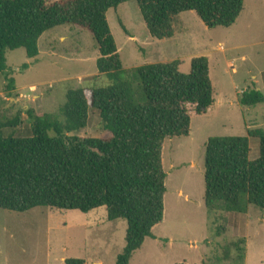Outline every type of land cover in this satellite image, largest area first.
<instances>
[{
    "label": "trees",
    "instance_id": "obj_1",
    "mask_svg": "<svg viewBox=\"0 0 264 264\" xmlns=\"http://www.w3.org/2000/svg\"><path fill=\"white\" fill-rule=\"evenodd\" d=\"M128 1L137 3L148 34L157 40L175 35L173 23L182 13L194 12L210 30L230 28L244 6V0H0V74L6 90L15 89L7 52L23 49L28 60H35L39 39L64 26L90 33L99 53L97 73L113 83L69 90L60 109L63 122L27 110L30 137H5L0 127V210L86 214L105 207L108 221L127 225L125 247L115 264H129L163 221L165 141L188 137L190 111L202 115L214 104L206 57L193 58L186 74L179 71V61L123 70L107 13ZM238 103L254 107L264 103V95L248 88ZM90 110L99 113L108 137L69 136L86 127ZM18 124L16 118L10 127ZM247 135L210 137L205 144L203 201L208 216L218 209L246 213L249 206L264 211V130ZM249 139L259 143L253 161ZM64 264L85 261L65 259Z\"/></svg>",
    "mask_w": 264,
    "mask_h": 264
},
{
    "label": "rangeland",
    "instance_id": "obj_2",
    "mask_svg": "<svg viewBox=\"0 0 264 264\" xmlns=\"http://www.w3.org/2000/svg\"><path fill=\"white\" fill-rule=\"evenodd\" d=\"M107 20L126 73L179 61V71L186 74L191 60L203 56L213 87L214 104L208 111L202 115L190 111L189 136L167 139L163 145V221L129 264H264V211L249 206L246 213L218 209L208 216L203 201L208 138L247 137L248 129L264 130V103L249 109L238 103L241 92L252 88L254 81L264 83V0H244L243 11L230 28L210 30L194 12L182 13L173 23L175 35L166 40L148 34L135 1L109 10ZM38 51L35 60H28L23 49L6 54L15 89L6 90V78L0 74V127L5 137L31 136L27 110L63 122L60 109L69 90L113 84L97 73V45L80 28L47 32L38 41ZM260 89L264 95V87ZM16 118L19 124L10 127ZM69 136L106 138L108 132L99 113L90 110L86 127ZM249 149V160L257 159V139H249ZM126 230L125 221L107 220L105 207L86 214L48 208L24 214L0 210V264H64L65 259L115 264L125 247Z\"/></svg>",
    "mask_w": 264,
    "mask_h": 264
},
{
    "label": "crops",
    "instance_id": "obj_3",
    "mask_svg": "<svg viewBox=\"0 0 264 264\" xmlns=\"http://www.w3.org/2000/svg\"><path fill=\"white\" fill-rule=\"evenodd\" d=\"M260 75H261V73H260ZM259 78H262V76H260ZM256 80V79H255ZM258 85H261V86H258ZM262 87H264V83L261 81V79H260V81H254V83L252 84V89H255V90H257V91H259L260 93H261V89L260 88H262ZM242 93V92H241ZM257 106H260L259 104L257 105ZM256 107V106H255ZM244 108H250V107H244ZM254 108V107H253ZM253 116H256V115H253ZM249 130H251V129H248L247 131H249Z\"/></svg>",
    "mask_w": 264,
    "mask_h": 264
}]
</instances>
